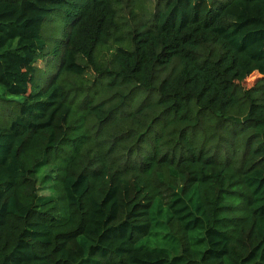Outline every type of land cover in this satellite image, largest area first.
I'll use <instances>...</instances> for the list:
<instances>
[{
  "label": "trees",
  "instance_id": "1",
  "mask_svg": "<svg viewBox=\"0 0 264 264\" xmlns=\"http://www.w3.org/2000/svg\"><path fill=\"white\" fill-rule=\"evenodd\" d=\"M0 89V264H264V0H0Z\"/></svg>",
  "mask_w": 264,
  "mask_h": 264
},
{
  "label": "rangeland",
  "instance_id": "2",
  "mask_svg": "<svg viewBox=\"0 0 264 264\" xmlns=\"http://www.w3.org/2000/svg\"><path fill=\"white\" fill-rule=\"evenodd\" d=\"M64 34H65L64 13H55L51 15L46 20L42 28V37H43V40L45 41V47H44V53L39 56L35 64L36 73H35L34 86L39 87V88L44 87L48 83L51 76L55 73L58 63H59V58H60V49L58 50H55V49L58 46L59 40L62 39ZM110 58H111V54L107 50H102L99 54L98 60L100 63L104 64V63H108ZM259 76L260 74L257 71L247 73L244 76V78L240 81L239 87L243 90L249 89L254 84V82L259 78ZM0 96H1L0 98L8 100V101L18 100L17 97H13V96L3 97L1 89H0ZM138 105H139V102H133L132 109H136ZM6 111L7 110H5L4 108L0 106V116L2 117L6 116L7 115ZM41 175L38 176V179H39L38 185L43 187L45 186V184H41L40 182ZM42 193L45 194V192H42ZM161 222L159 223V227L163 229L162 225H160ZM158 232L161 233L163 231L159 230ZM154 243L156 244V242Z\"/></svg>",
  "mask_w": 264,
  "mask_h": 264
}]
</instances>
